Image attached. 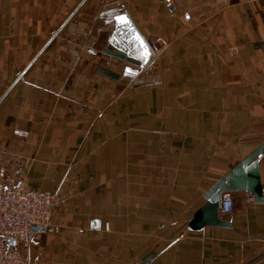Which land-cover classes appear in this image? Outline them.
<instances>
[{
  "label": "crops",
  "instance_id": "0c3cea01",
  "mask_svg": "<svg viewBox=\"0 0 264 264\" xmlns=\"http://www.w3.org/2000/svg\"><path fill=\"white\" fill-rule=\"evenodd\" d=\"M263 143L264 0H0V180L58 193L33 261L264 264L254 194L190 225Z\"/></svg>",
  "mask_w": 264,
  "mask_h": 264
},
{
  "label": "built area",
  "instance_id": "2783aa9c",
  "mask_svg": "<svg viewBox=\"0 0 264 264\" xmlns=\"http://www.w3.org/2000/svg\"><path fill=\"white\" fill-rule=\"evenodd\" d=\"M147 43L155 56L163 52V45L157 39L150 37ZM14 133L28 135V131L19 128L14 129ZM0 172L5 173L6 168L1 167ZM262 195L264 201V187ZM254 199L252 194L247 196L249 201ZM57 200V192L43 191L25 182L14 184L6 178L0 180V264H37L30 257L32 229L41 226L49 232L58 231L52 222ZM222 210L224 213L234 211V201L229 194H223ZM11 239L15 242L11 243Z\"/></svg>",
  "mask_w": 264,
  "mask_h": 264
},
{
  "label": "water",
  "instance_id": "95a60500",
  "mask_svg": "<svg viewBox=\"0 0 264 264\" xmlns=\"http://www.w3.org/2000/svg\"><path fill=\"white\" fill-rule=\"evenodd\" d=\"M106 52L128 62H136L125 53L118 50L107 49ZM107 75L117 76L113 71L103 69ZM264 152V143L255 149L244 161L239 164L228 176L222 178L219 183L209 190L205 197L206 203L197 211L190 225L194 229L203 228L206 225L230 226L225 220L219 218V208L222 204L223 194L226 192L248 191L256 196L257 201H263L262 183L259 166L256 158ZM41 227V226H40ZM11 243L15 240L11 239Z\"/></svg>",
  "mask_w": 264,
  "mask_h": 264
},
{
  "label": "snow or ice",
  "instance_id": "6c2138e0",
  "mask_svg": "<svg viewBox=\"0 0 264 264\" xmlns=\"http://www.w3.org/2000/svg\"><path fill=\"white\" fill-rule=\"evenodd\" d=\"M119 20L121 23H127V18L125 17H120Z\"/></svg>",
  "mask_w": 264,
  "mask_h": 264
},
{
  "label": "rangeland",
  "instance_id": "374dc122",
  "mask_svg": "<svg viewBox=\"0 0 264 264\" xmlns=\"http://www.w3.org/2000/svg\"><path fill=\"white\" fill-rule=\"evenodd\" d=\"M35 262H37V264H39V262H38V261H35Z\"/></svg>",
  "mask_w": 264,
  "mask_h": 264
}]
</instances>
